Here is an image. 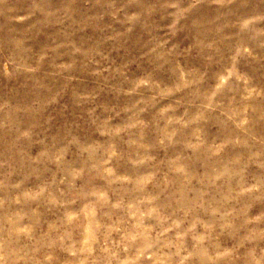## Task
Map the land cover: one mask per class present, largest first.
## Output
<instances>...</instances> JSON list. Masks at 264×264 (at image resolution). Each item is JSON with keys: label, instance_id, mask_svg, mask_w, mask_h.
Listing matches in <instances>:
<instances>
[{"label": "rangeland", "instance_id": "374dc122", "mask_svg": "<svg viewBox=\"0 0 264 264\" xmlns=\"http://www.w3.org/2000/svg\"><path fill=\"white\" fill-rule=\"evenodd\" d=\"M0 264H264V0H0Z\"/></svg>", "mask_w": 264, "mask_h": 264}]
</instances>
